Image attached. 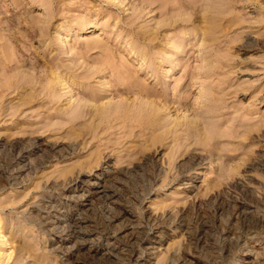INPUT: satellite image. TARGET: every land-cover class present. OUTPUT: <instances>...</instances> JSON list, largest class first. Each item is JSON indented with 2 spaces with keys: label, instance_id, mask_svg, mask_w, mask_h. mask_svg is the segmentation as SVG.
Segmentation results:
<instances>
[{
  "label": "rangeland",
  "instance_id": "374dc122",
  "mask_svg": "<svg viewBox=\"0 0 264 264\" xmlns=\"http://www.w3.org/2000/svg\"><path fill=\"white\" fill-rule=\"evenodd\" d=\"M2 1L1 17L5 14L12 15L13 10L11 9L17 11L19 8V13L21 12L23 17L26 16V22L20 25L21 29L24 30H21V32L23 31L22 34H27L28 31L32 30V27L35 29V24L36 26L42 25L44 32L47 31L50 34L53 32L54 26H66L70 22V16L76 19L88 18L93 24L89 25L90 28L80 32L78 40L75 32L76 26L72 24L67 29L65 33L68 36L65 40L72 44L73 51L68 55L62 54L61 56L67 57L73 53L84 52L82 47L84 41L94 31L101 29V37L105 38L106 44H108V47L102 52L113 56L118 63L125 62L130 66H139L138 56L133 52L127 56L122 46L126 41L132 39L136 45H143L139 49L146 51L150 56L148 62H153L154 57H152L151 52L154 49L149 47L146 41H143L141 31L147 29V33H149L157 22H163L164 17L166 18L162 8L142 5L136 0H124L122 4L118 3L117 0ZM218 1V9L224 11L222 15L215 13L217 17L222 16L220 22H224L226 18L232 16L234 22L229 28H225L226 34H224L225 30L223 29L221 32L223 35L209 40L206 43V48L199 50L197 36L189 35L182 42L180 41L183 47L181 52V49H173L169 41L160 36L159 44L170 51L169 56L179 55L176 60L164 64L166 68L169 67V64H171L170 67L179 64L171 71L172 74L168 80L169 86L192 81V89L185 91L186 99L192 102L198 91V83H204L213 95L217 96V93L222 92L224 102L229 105L226 110L231 112L232 116L249 124L252 123L254 128L243 139L240 136L235 137L231 134L227 136L226 134L225 138L234 143L230 144L223 152L224 157L221 161L224 163V170H222L221 175H218L216 161H212L205 150L201 151V148L200 151L191 149L188 153L178 156L174 160L175 165L183 160L184 155L195 157V160L187 162L193 161L191 165H187L189 170L186 169L182 173L187 177L194 176L193 183L189 185L179 182L181 175L178 174L175 167L173 170L169 168L165 158V152L168 151L165 144L150 146L148 142L145 143L146 136L139 135L142 132L138 135L126 136L125 139L120 138L122 142L119 141V144L117 138L122 135V130L129 131V129L121 128L120 132V129L117 128L119 127L118 123L114 128H111L109 126L110 121H103V124L101 123L100 127L97 128V136L90 139L91 142L88 147H85L86 149L70 148L72 142L75 140L80 142L83 137L81 134H73L74 131H72V135H75L72 139L70 131L73 126L71 123L63 118L61 120V118L54 117V109H47L49 106L45 104L41 106L47 98H42L40 94V97L37 95V97L31 98V101L25 106L15 104L19 90L13 91V87L9 84L13 79L10 76L16 73L1 66L3 65V57L0 52V68L7 70L4 72V69H0V106L3 104L0 107V142H2L0 145V169L2 168L0 171V225L4 226L5 222L12 220L18 222L20 227L24 229L21 228L20 231L15 230L16 228L14 230L5 229L6 235L8 233L14 234L11 242L8 241L7 243H2V233H0V252H3V255L0 256V264H21L17 257L19 253H22L20 248L23 237L29 243H35L38 246L35 254L45 250L51 260H55V264H236L241 253V244L245 240L247 232L250 231L248 228L249 219H253V216L254 219L258 220L264 217V16L262 15L264 13V0ZM25 6L26 10H24ZM28 11L32 13V17L31 13L29 14V19L26 15L29 13ZM197 11H195L196 13L193 12L191 17H198L200 12ZM169 14L174 16L177 12L174 11ZM184 14L190 16L189 9ZM0 32L4 31L0 28ZM19 34L16 33L17 36ZM1 36L2 33L0 39L3 38L4 40H0V42L2 41L0 46L3 45V49L7 53L14 55L16 52L18 54L21 49H25L24 54L26 55L23 56L26 58L25 63L31 62V59L40 60V63L46 60L38 46V36L30 38L31 40L24 37L25 46L28 43L26 46L28 48L23 47L18 39L13 41L10 38L11 41H7L8 37ZM177 37L181 39L183 36L179 34ZM10 39L8 38V40ZM15 41L18 43L16 44ZM10 42L16 45L9 46L11 45ZM6 44L11 49L13 47V52H10L11 49L8 47L5 48ZM53 47L57 48L55 45ZM30 52L31 56H29ZM54 53L60 55L61 50H55ZM97 53V50L86 52L85 58L89 64L92 59L97 57ZM11 54L8 55L12 57ZM200 55L201 58L205 55L207 61H199ZM15 56L12 58L15 59ZM14 62L15 60L11 63ZM204 62L205 67L200 69ZM177 77H180L181 81ZM152 78L153 76L149 78V81L153 80ZM175 79L178 81H174ZM165 82L167 80H158L157 92L171 97L173 89L170 91L160 88ZM4 86L5 90H3ZM37 87L40 88L38 85ZM38 88L36 90H39ZM10 102L14 103L11 104ZM15 105L20 110H16ZM39 110L41 114L38 113L39 116H37L36 113ZM47 114L53 117L51 120L54 123L50 121L51 124L45 127L43 125L49 120L45 121L46 119H44ZM40 120H43L42 123ZM37 125L42 127L39 131L29 134L30 136L24 132V129L21 131L22 127L37 129ZM101 128H105L106 131ZM15 130L20 131L16 132ZM134 130L138 133V130L141 129L135 127ZM227 130L223 131L226 132ZM32 139L38 141L43 149L49 148L50 152L45 148L49 153H44V156L41 155L42 157L37 156L40 151L31 154L38 161L42 159L40 160L42 162L35 169L33 168L34 170L31 169L32 175H28L30 173L28 169L20 168L18 149L15 146L14 149L12 144L26 145L24 147L28 148L34 144L31 142ZM108 139L118 143H106L105 141ZM143 140L145 144H142ZM138 141L142 145L138 144ZM236 141H242L243 144L247 145L244 147V151L242 150L244 148L238 145ZM99 144L100 146L106 145V148L102 149L99 162L93 161L87 165L88 167L78 164V161H84L97 145L100 147ZM134 144L137 147L140 145V148L138 147L140 150L138 152L139 157H135L130 164L126 161H118L117 149H122L127 145L132 147ZM114 148L116 152L113 151ZM56 149H60L59 152L64 151L63 154L55 152ZM163 158H165L164 161ZM73 161L75 163H71ZM145 162L146 165L143 164ZM67 164L73 165V172L70 173L72 178L69 182L70 191L65 189L66 182L62 181L63 179L60 177L53 178V175L57 174L56 172L52 173L53 169ZM101 170H106L103 173L104 179H106H101L103 177L101 174V178L98 180L100 181V188L115 193L110 199L104 196L98 198L100 197H96L98 194L92 193V203L85 205L87 202L81 199L80 193L84 189H86L84 193L87 192V187L90 184L93 185ZM39 177H41L40 182H37L38 180L36 181L35 178ZM54 181L57 182L54 183ZM104 181L105 183H103ZM73 184L80 187L77 190H72ZM64 194H70V198L66 199ZM51 202H54L57 208L70 210L75 217L81 213L80 216H83L85 220L84 225L81 224V228L93 231L89 234L92 240L86 245L80 246L79 250L74 251V253L73 251L63 253L62 249L49 251L50 247L53 246L50 242L54 235L51 233V222L45 216L49 211L51 216L52 211H54L47 206ZM30 212L35 215L27 219L26 215H29ZM39 218L45 222L39 221ZM86 236L88 235L86 234ZM107 239L114 241V246L111 249L112 255L102 247ZM91 242L98 248L97 251L94 250L95 253L92 248H89ZM24 259L23 263L25 260L31 261L27 257Z\"/></svg>",
  "mask_w": 264,
  "mask_h": 264
},
{
  "label": "bare ground",
  "instance_id": "6f19581e",
  "mask_svg": "<svg viewBox=\"0 0 264 264\" xmlns=\"http://www.w3.org/2000/svg\"><path fill=\"white\" fill-rule=\"evenodd\" d=\"M1 1L2 0H0V10H2L1 6L3 4L1 3ZM123 1L124 0H117V2L120 4H122ZM136 1L142 5H149L152 7L162 8V11H164L166 14V18L164 17V21L157 22L156 25L153 28H151L149 33H147L148 31L147 29L141 31L143 35L141 36L143 41H146L148 43V46L154 49L151 52L152 57H154L153 62H148L147 60L150 59V56H148L146 51L139 49V47H142L143 45L140 44L136 45L132 39L126 41L125 44L122 46L127 56H129L131 52L137 54L138 56L137 58L139 60V66H130L128 63L125 62H122L123 64L118 63L113 56L104 54L102 51H104L105 48L108 47V44H106L107 41L105 40V38L101 37V33H102L100 32L101 29L94 31L93 34L89 36L87 40L84 41L82 45L84 52L80 54L73 53L70 56L62 57L61 56L62 54L68 55L73 51L72 44L65 40L68 36V34H66L65 32L73 24V26H76L75 32L77 33L76 35L78 40V38H80V36L78 37V35H80V32H82L86 28H90L89 25L93 24L86 17L76 19L70 16L71 18L70 22L69 23L67 22L68 24L66 26L63 25L54 26L53 27L54 30L50 34H48L47 31L44 32L42 25L36 26V24L34 26L35 29H33L32 27L33 31L31 29H30L31 31H28L27 29L28 32L25 30L27 34H22L24 30L21 29L20 25L26 22V16L23 17L21 15V12L19 13L20 8L17 9V11L16 9H11L13 10L12 15L8 16L5 14L2 17L0 16V28L2 31H4V32H0V34L2 33L1 37H8L9 39L12 38L13 41L15 39H18V42L20 41V44L22 43L23 47H26L28 43H26L25 46L24 37L31 40L32 37L38 36V46L41 48L42 53L45 55L44 58L46 59L41 63L40 60L37 59L36 60L31 59V62L28 63L27 61V63H25L26 58L23 57L26 55L24 54L25 49L24 50L21 49L20 52H18V54H16L17 53L16 52L13 55L9 52L7 53L6 51H4L3 45L0 46L1 47L0 52L2 54L1 56L3 57L2 59L3 65H1V62L0 65L2 67L4 66L6 68H9V70H13L16 73V74L13 73L14 75L10 76L11 78L13 77V79L11 80V82L9 81L11 83L9 84V86L11 85L13 87V91L19 90L17 91L19 96L17 97L15 95L18 98L16 99V101L18 100V102L15 101V104H17V106L18 105L25 106L31 101V98L37 97V95H39L40 97V94L42 98L44 97L45 99L47 98L41 104V106L45 104L46 106H49L47 109H54L53 111L54 117H56L57 119L61 118L62 120L63 118L65 120H68V122L71 123V126H73L72 128L70 127L71 135L73 133L72 131H74L73 134L75 135L81 134V136L83 137V139L80 142L79 141L76 142V140L72 142L70 148L83 149L85 147H88V144L91 142L90 139L95 138L97 136V128L100 127L101 123L103 121L105 122L110 121L109 126L111 128H114L117 123L119 124V127L117 128L120 129L119 130L120 132H121V128L122 129L127 128V130L129 129V131L122 130L123 131L121 132L122 135H120V137L117 138L118 142L119 141L122 142L120 138L125 139L126 136H130V135L134 136L142 132L139 135L146 136L145 143L148 142L150 146L165 144L166 147L168 148V151L165 152L166 157L165 156L164 157L167 159L166 162H168L167 164L169 165V168H172L173 170V167H175L176 170L178 171V174L181 175L179 179L180 183H186L189 185L192 184L193 179H195L194 176L187 177L182 174L184 170L188 169L187 165L188 164L191 165L193 161H191V163H187V162H189V160H195V157L193 155L192 156L184 155L183 160L179 162V164L176 165L174 164V160H176L178 156H181L184 153H188L189 150L191 149L193 150L197 149L200 151L201 148V151L205 150L207 156L211 158L212 161L213 160L216 161L218 175H221L222 170H224V163L221 161L222 158L224 157L223 152L230 144L234 143V142L231 143L225 138L226 134L227 136L229 134L235 135V137L240 136L243 139L251 130H253L254 125H252V123L249 124L248 122L239 120L235 116H232L231 112H228L226 110L228 109L229 105L224 102L222 98V92L217 93V96H215L212 94L211 90L204 83L201 82L198 83L197 85L198 91L196 92V95L192 102L188 101L185 96V91H190L192 89V81L188 83L180 82L177 85L175 83L172 84L170 87L168 80L172 74L171 71L174 67L178 66L179 64L174 65L173 67H170L171 64H169L168 68H166L164 64L171 63L173 60H176L179 55L173 54L172 56H169L168 53L170 51H168L167 48L161 46L159 44V40H160V36H162V39H166L169 41V44L173 49H181L182 52L183 47L181 46L180 41L182 42V40L184 38H187L189 35H196L198 38L197 40L199 42L197 47L200 50L201 48H206L207 46L206 43L209 40L216 39L221 35H223L221 34L223 29L225 30V33L224 32L223 33L224 34L227 33L225 28L227 27L229 28L232 25V23L234 22L233 16L230 18L229 17L226 18L224 22H220L222 17L221 15L224 13V11H220L218 9L219 6L218 0H136ZM15 6L17 7V5ZM188 9L190 12V16L184 14ZM24 10H26V6ZM196 10L200 12L199 15L197 14L198 17L196 15H194L196 17H191L193 12L196 13L195 12ZM174 11L177 12V14H175L174 16L169 14L170 12H174ZM30 13L31 12L26 14L28 19L30 17L29 16ZM215 13L216 15L217 13H221L220 15L221 17L219 16L217 17ZM0 15H2L1 11H0ZM262 15L264 16V13H262ZM31 17H32V13H31ZM21 30L23 31L21 32ZM3 33L6 34L7 36L4 35ZM16 33H20V34L17 36ZM179 34L183 36L181 39L177 37V35ZM8 38L7 41H11V39L8 40ZM1 39L4 40L3 38ZM18 42H16V44ZM16 44L15 43L13 44L12 42V44L9 46L12 45L15 46ZM53 45L57 46V48L53 47ZM9 46L8 44H6L5 48L7 47L9 48ZM12 49L10 52H13ZM55 50H61V54L60 55L55 54L54 53ZM90 50H97L98 53H97V57L92 59L91 63L89 64L85 58L86 56L85 54L87 51ZM27 51L29 52V50ZM8 54H11L12 57H14L15 55L17 56H15V59H13ZM29 56H31V52ZM33 58L35 57L33 56ZM14 60L15 62L11 63ZM198 60L203 62V61H207V58L205 57V55L201 58L200 55L198 57ZM204 67H205V62L202 63L200 69H203ZM3 69L4 72H7L5 68H2L1 70ZM9 70L8 72H10ZM152 76H153L152 78L153 80L149 81V78H151ZM177 78L179 79V81H181L180 77ZM160 79L167 80V82L161 85L160 88L165 90L168 89L170 91L171 89H173V94L171 97L167 96V94H160L157 92L156 85H159L158 80ZM178 79H175L174 81L176 80L178 81ZM37 85L40 86V88H38ZM37 88L39 90H36ZM3 90H5V86ZM61 98L63 99L61 100ZM10 103L13 104L14 102H10ZM55 103L57 105H54ZM1 106H3V104ZM17 106H16V110L18 109L20 110V108H17ZM45 111L47 110L45 109ZM38 113L41 114L40 110L36 113L37 116H39ZM44 119H46L45 121L49 119L48 122H46L43 125L45 127H48L51 123H54L51 120L53 119V117L50 116L49 114H47L44 117ZM65 126L67 125L65 124ZM41 127H42L41 125L40 126L37 125V129L36 128L25 129L22 127L21 131H23L22 129H24V132L28 133L29 135L31 133L39 131ZM135 127H140L141 130H138L139 132L137 133V131L135 132L134 130ZM225 129L228 130L225 132L223 131ZM53 130L52 132H54ZM102 130H105V128ZM75 135H72V139L73 137H75ZM117 141L114 140L112 141L111 139H108L105 142L118 143ZM31 142H33L34 144H32V147H28V148L24 147L26 145L21 146L19 144L20 146H18L17 143H13V144L11 143L13 148L15 146L18 149L17 154L20 162V168L28 169V172H30L28 175H30L31 173L33 174L31 169L33 168L35 169L36 166L39 165L40 162H42L40 161L42 159L38 161V159L36 160L34 156H31V154L40 151L38 152L39 154L37 153L38 154L37 156L40 157L41 155L44 156V153L48 151L50 152V150H48L49 148L47 149L45 147L48 151L45 148L43 149L39 145L40 143H38V141L32 139ZM130 142L133 143L134 141H130ZM139 142L140 141H138V144H140ZM143 143L144 140L142 141V144ZM1 144L2 142H0V145ZM121 144L123 145V143ZM237 144L242 146L243 148L247 146L243 144L242 141H238ZM140 145L138 146L139 148ZM105 146H100L101 147L100 148L97 145V147L96 148L94 147L95 149L92 150V152H90L91 156L90 155L87 156L86 154L87 158H85V160L82 162L81 160L78 161L79 162L78 164H81L82 166L86 167L89 163L93 161L99 162L100 156L102 154V149L106 148ZM130 146L127 145L122 149L120 148L117 149L118 161H122V162L126 161V163L130 164L132 163V160L139 155L138 152H140V150L138 149L137 145L134 144V146L132 147ZM59 150L60 149H56L54 151L58 153ZM242 150L244 151L245 148ZM113 151L116 152V149L114 148ZM63 152H59L58 154H63ZM47 156L49 155L47 154ZM165 158H163V161ZM146 162L143 164L146 165L147 164ZM71 163H75V162L73 161ZM103 169L105 168L103 167ZM0 171H2V168L0 169ZM104 171L106 170H101L98 173V177L96 181L93 183V185L90 184L91 182L90 183L87 182L90 184V186L87 187L86 193H84L85 192L84 190L86 189H84L81 193L79 192L81 199L87 202V204L85 205H89L92 203L91 202L93 199L91 198L92 193L98 194L96 196V197L100 196L98 198L104 196L105 198L110 199L111 196L114 195L115 192L113 193L112 191H107L102 187L100 188L101 185H99L100 181L98 180L101 178V174H103ZM54 172H56L57 175H53V178L56 179L60 177L61 179H63L62 181H65L67 184L65 186L66 187L65 189L69 190L71 186L69 182L70 180H72V178L70 177V173L73 172V165L67 164L58 167L52 170V173ZM104 177L105 175L103 174V177L101 179H104ZM40 179L41 177L35 178L36 181L38 180L37 182H40ZM56 182L54 181V183ZM103 183H105V181ZM79 187L80 186L77 187L76 184H73L71 189L77 190ZM64 196L66 199L70 198V194H64ZM47 206H49L51 210L52 209L54 210L52 211L51 216H50V211L47 214V216H45L46 218H49V221L51 222L50 223L52 225L51 233L54 235L53 237H51L52 240L50 242V244L53 246L50 247L49 251H56V249L58 250L62 249L61 251L63 253H70L72 251L74 253V251L79 250L80 246L86 245L89 241L92 240L89 234L93 231H90V229L84 230L81 228V224L85 222L84 217L80 216L82 215L81 213H79L80 215L75 217L72 214V212H70V210H63L57 208L54 202L49 203ZM33 215L35 214L30 212V214L29 215L27 214L26 217L27 219H30L31 217H33ZM253 215L255 214L253 213ZM42 218H39V221L45 222L44 220H42ZM4 224H5L4 226H2V224L0 225V233H2V243H7L8 241L11 242L14 235L13 233L11 234L8 233V235H6V232L4 231L5 229H13V230L15 228H16L15 230H19L21 228L23 229V227H20V224L18 222H14L12 220L5 222ZM248 224H249L248 228L250 229V231L247 232L245 240L241 244L242 245V247L240 248L241 253L238 259L236 258L237 259L236 264H264V217L258 220V219H254L253 216V219L251 218L249 219ZM86 234L88 236H86ZM28 238H32V237H28ZM29 241L31 240L29 239ZM55 242L56 244H54ZM113 246H114V241L107 239L105 241V244L103 243L102 247L105 248L106 252L111 253L112 252L111 249ZM36 248H38V246H36L35 243L31 244L23 237V243L21 244V248H20L21 249L20 252L22 251V253H19L17 260H20L21 264H55V260H51L50 256L47 254V251L43 250L38 254H35ZM89 248H92L93 251L94 250L97 251L98 249L93 242H91ZM1 255H3V252L2 253L0 252V256ZM26 257L30 258L31 261L30 262L26 261L25 260ZM23 259L25 260L24 263L22 262Z\"/></svg>",
  "mask_w": 264,
  "mask_h": 264
}]
</instances>
